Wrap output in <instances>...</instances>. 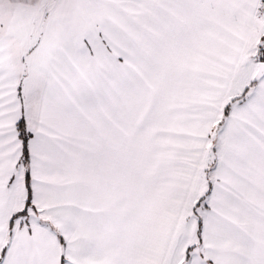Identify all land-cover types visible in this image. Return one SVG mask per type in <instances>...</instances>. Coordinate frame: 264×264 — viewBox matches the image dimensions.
<instances>
[{"label": "snow or ice", "instance_id": "6c2138e0", "mask_svg": "<svg viewBox=\"0 0 264 264\" xmlns=\"http://www.w3.org/2000/svg\"><path fill=\"white\" fill-rule=\"evenodd\" d=\"M0 264H264V0H0Z\"/></svg>", "mask_w": 264, "mask_h": 264}]
</instances>
